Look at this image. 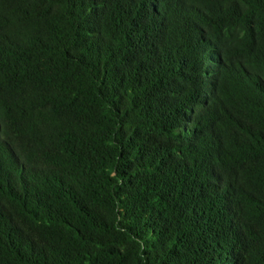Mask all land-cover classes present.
I'll return each mask as SVG.
<instances>
[{
  "label": "trees",
  "instance_id": "obj_1",
  "mask_svg": "<svg viewBox=\"0 0 264 264\" xmlns=\"http://www.w3.org/2000/svg\"><path fill=\"white\" fill-rule=\"evenodd\" d=\"M0 264H264V0H0Z\"/></svg>",
  "mask_w": 264,
  "mask_h": 264
}]
</instances>
